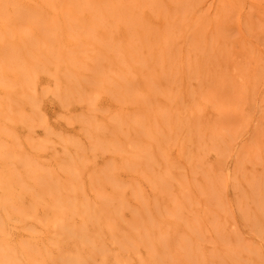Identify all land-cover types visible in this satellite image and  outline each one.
Instances as JSON below:
<instances>
[{
    "label": "bare ground",
    "instance_id": "bare-ground-1",
    "mask_svg": "<svg viewBox=\"0 0 264 264\" xmlns=\"http://www.w3.org/2000/svg\"><path fill=\"white\" fill-rule=\"evenodd\" d=\"M0 264H264V0H0Z\"/></svg>",
    "mask_w": 264,
    "mask_h": 264
}]
</instances>
